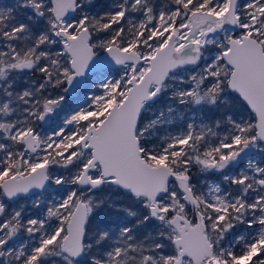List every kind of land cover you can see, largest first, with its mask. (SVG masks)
I'll use <instances>...</instances> for the list:
<instances>
[{
    "label": "snow or ice",
    "instance_id": "snow-or-ice-1",
    "mask_svg": "<svg viewBox=\"0 0 264 264\" xmlns=\"http://www.w3.org/2000/svg\"><path fill=\"white\" fill-rule=\"evenodd\" d=\"M0 264H264V0H0Z\"/></svg>",
    "mask_w": 264,
    "mask_h": 264
},
{
    "label": "rangeland",
    "instance_id": "rangeland-1",
    "mask_svg": "<svg viewBox=\"0 0 264 264\" xmlns=\"http://www.w3.org/2000/svg\"><path fill=\"white\" fill-rule=\"evenodd\" d=\"M3 2L8 3V2H10V0H3Z\"/></svg>",
    "mask_w": 264,
    "mask_h": 264
}]
</instances>
